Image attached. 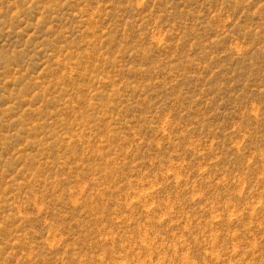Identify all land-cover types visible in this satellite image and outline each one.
Returning <instances> with one entry per match:
<instances>
[{
  "label": "rangeland",
  "instance_id": "374dc122",
  "mask_svg": "<svg viewBox=\"0 0 264 264\" xmlns=\"http://www.w3.org/2000/svg\"><path fill=\"white\" fill-rule=\"evenodd\" d=\"M0 264H264V0H0Z\"/></svg>",
  "mask_w": 264,
  "mask_h": 264
}]
</instances>
